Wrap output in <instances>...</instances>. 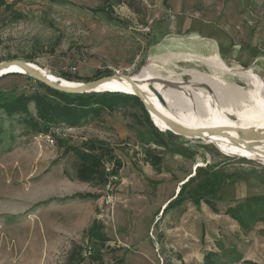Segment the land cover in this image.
I'll return each mask as SVG.
<instances>
[{
    "label": "rangeland",
    "instance_id": "374dc122",
    "mask_svg": "<svg viewBox=\"0 0 264 264\" xmlns=\"http://www.w3.org/2000/svg\"><path fill=\"white\" fill-rule=\"evenodd\" d=\"M12 11L22 18L0 10V60L31 58L57 78L67 73L84 83L108 71L130 76L146 64L163 76L207 74L206 65L179 57L216 54L224 66L251 69L264 84V0H20ZM180 78L182 87L190 81ZM222 78L247 89L243 81ZM22 89H33L23 77L0 79V93ZM147 116L165 148L154 144L144 112L132 106L81 128H58L53 145L22 135L19 126L9 130L12 137L0 144V264H66L74 245L95 250L86 235L95 221L110 239L102 250L105 264H203L219 245L232 252L228 260L233 253L242 257L235 264H264V224L244 236L223 214L228 205L264 196V165L225 155L215 142L166 132ZM90 140L101 141L122 164L105 187L79 182L77 159L58 143ZM147 151L160 159L157 170ZM209 168L234 183L214 197L202 194L215 201L217 214L187 198L204 182L199 169Z\"/></svg>",
    "mask_w": 264,
    "mask_h": 264
},
{
    "label": "trees",
    "instance_id": "16d2710c",
    "mask_svg": "<svg viewBox=\"0 0 264 264\" xmlns=\"http://www.w3.org/2000/svg\"><path fill=\"white\" fill-rule=\"evenodd\" d=\"M17 1L20 0H0V10L13 12L12 19L15 21L22 18L21 13L12 11L13 5ZM14 59L8 58L0 60V62ZM25 60L31 61V58H25ZM106 73L107 76L111 75L109 71ZM97 75H101L100 72ZM8 76L25 78L27 82L32 84L33 89L30 92L22 89L19 92L15 90L0 93V144L4 142L6 136L12 137L9 130H12L14 126L22 128V135L48 134L58 128H81L87 125L89 121L99 118L103 113L112 114L119 109L132 106L140 107L144 112V121L154 137V144L160 148L167 146L163 135L158 133L149 121L141 102L133 96L110 92L67 94L53 90L20 74H8L0 79ZM60 78L69 82L82 81L81 78L67 73L61 74ZM58 143L63 148L64 154H71L77 159L76 179L81 183L93 187H105L110 183L111 178L116 177L122 167L121 161L101 141H83L79 146H65L62 142ZM146 155L153 169L157 170L160 159L151 155L150 151H147ZM199 171L203 172L204 182L196 184L194 189L189 191L187 198L194 204L203 201L213 213L217 214L218 209L215 201L204 198L202 194L214 197L217 188L223 185L229 187L234 183H223L222 175L212 168L199 169ZM197 177L198 174L195 173L186 183ZM200 177L202 178L201 175ZM181 192L182 188H180L176 198ZM75 196V198L82 200L90 198L89 196ZM223 214L234 221L241 233L247 236L254 230L256 224H264V196L247 197L244 201L237 202L235 205H228ZM86 235L89 240L94 242L95 250L87 252L86 249L74 245L67 256L66 264H105L102 250L110 239L104 233L103 225L97 221L93 222ZM217 250L219 253H206L203 257V264H235L242 260V257L235 253H233L232 259L228 260L227 257L232 252H227L220 245Z\"/></svg>",
    "mask_w": 264,
    "mask_h": 264
},
{
    "label": "bare ground",
    "instance_id": "6f19581e",
    "mask_svg": "<svg viewBox=\"0 0 264 264\" xmlns=\"http://www.w3.org/2000/svg\"><path fill=\"white\" fill-rule=\"evenodd\" d=\"M179 59L202 63L210 71L202 74L189 70L178 75L170 71L163 76L160 71L152 68V64H146L136 74L130 75L150 106L156 110V113L151 112L154 120L151 113L149 114L153 122L170 131L165 120L189 130H200L203 136L192 139L215 142L225 155L237 154V157L258 161L264 165V140L247 142L253 150H246L230 140L239 139L237 129H252L264 133L263 82L251 69L224 66L216 54L209 57L183 55ZM183 74L190 78L184 87L181 86L183 83L180 78ZM224 75L245 82L247 89H241L233 81L224 80ZM97 90L132 93L130 84L125 80H110L97 87ZM210 129H218V132L208 134ZM172 133L175 134L173 131Z\"/></svg>",
    "mask_w": 264,
    "mask_h": 264
},
{
    "label": "water",
    "instance_id": "95a60500",
    "mask_svg": "<svg viewBox=\"0 0 264 264\" xmlns=\"http://www.w3.org/2000/svg\"><path fill=\"white\" fill-rule=\"evenodd\" d=\"M8 74H20V75L27 76L31 79H34L46 85L47 87L53 90H56L62 93H67V94H73V95L77 94L78 95V94H91V93L97 94V93L110 92V93H121L125 95H130V96L137 98L141 102L143 109L145 110L146 113L148 114H150L151 112L156 113V110L152 106H150L147 99L143 96L141 91H139V88L137 84L135 83V81H133L132 77L128 75L113 74V75L101 77V78H98L96 80L89 81V82L71 83L64 79L52 78L47 73L42 72L39 69H37L30 61L25 60V59H14L10 61L0 62V78ZM110 80H119V81L125 80L127 83L130 84L132 93L97 90V87L101 86L103 83L108 82ZM165 122L171 129V131L167 130L166 132L172 133L173 131L175 132L174 135H178L182 137L185 136V137H190V138H199L203 136V132H201L200 130H189L169 120H165ZM153 124L155 125L154 122ZM217 130L218 129H210L208 130V134H216L218 132ZM236 132L239 135V139L230 138V140L238 145H242L246 150H253L252 146L247 142L264 140V133L258 132L252 129H237Z\"/></svg>",
    "mask_w": 264,
    "mask_h": 264
},
{
    "label": "built area",
    "instance_id": "2783aa9c",
    "mask_svg": "<svg viewBox=\"0 0 264 264\" xmlns=\"http://www.w3.org/2000/svg\"><path fill=\"white\" fill-rule=\"evenodd\" d=\"M35 140H44L48 145L54 144L53 132L48 134H37L34 136Z\"/></svg>",
    "mask_w": 264,
    "mask_h": 264
}]
</instances>
